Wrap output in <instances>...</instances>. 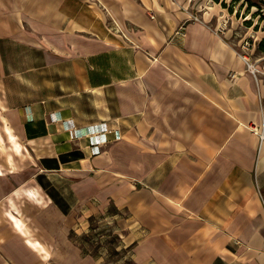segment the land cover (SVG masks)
I'll use <instances>...</instances> for the list:
<instances>
[{
	"label": "crops",
	"instance_id": "obj_1",
	"mask_svg": "<svg viewBox=\"0 0 264 264\" xmlns=\"http://www.w3.org/2000/svg\"><path fill=\"white\" fill-rule=\"evenodd\" d=\"M214 1L0 0V264L46 261L59 221L75 253L94 200L126 211L134 264H264V75Z\"/></svg>",
	"mask_w": 264,
	"mask_h": 264
},
{
	"label": "rangeland",
	"instance_id": "obj_2",
	"mask_svg": "<svg viewBox=\"0 0 264 264\" xmlns=\"http://www.w3.org/2000/svg\"><path fill=\"white\" fill-rule=\"evenodd\" d=\"M214 1V0H213ZM252 2L254 5L251 6L250 11L246 12V3L245 0H238L235 2L234 5H232V12H229L228 6L231 5V0H219L216 2L219 6L220 9H223L226 14L219 15V17L215 18L221 20L223 24L217 29L219 33L224 34L225 31H231L233 33L234 38L236 39V48L239 47V53L243 51V43L245 41H249L251 43V48H250V54L251 56L253 55L254 57L259 56L262 54V52L259 50L258 45L260 39L254 36V32L256 34L263 33L264 34V19L260 17V15H254L252 16V13L256 11L257 7L263 8V5L261 3V0H248ZM264 1V0H263ZM222 2L226 3V7L222 6ZM262 15V14H261ZM264 15V12H263ZM197 15L191 16V19L193 20H198L195 19ZM213 19V18H212ZM249 21L250 25H248L246 22ZM250 31V32H248ZM244 40V41H243ZM242 43H241V42ZM239 43H241L239 45ZM238 50V49H237ZM238 53V54H239ZM252 56V57H253ZM253 57V58H254ZM85 140L84 138H74V140ZM86 141V140H85ZM111 142H116V140H108L105 145H109ZM83 142L80 144L78 143L79 147H83ZM103 146V148L105 147ZM75 147H77L76 144H74ZM123 152V157L126 158L123 161L119 162V165H123L129 167V159H130V151H122ZM15 160L12 158V161L18 162V157H14ZM143 160L145 161V156L143 157ZM125 176L128 174V172L123 173ZM112 202H108L105 206L102 205V203H97V201H91V204L86 203V205L81 206L78 205L75 207L76 211L73 216V225L70 227L68 231V239L69 242L74 246L75 253H71L70 250L67 251L64 246L65 241L62 242V238L59 236L60 231L63 227L61 221H59L58 228L55 230L53 227V233L57 231L58 237V246L56 251V248L54 249V252H49L45 249V253H42V257L46 259V261H41V257L38 258L36 254L27 252L26 256L23 259V262L25 264H130V262H133L132 260V255H131V250L126 249L123 247L124 251L122 253H111L108 255V251L105 250L104 248H98L96 250L97 255L96 257H93L91 255L85 254L83 255L81 252V249L78 246V243L83 242L82 235L87 232L88 226H89V218L91 216H94L96 219L92 222V225H99L101 230L103 229L105 225L107 226H115L117 230L115 232L119 235L120 240L123 242L124 246H129L131 243V236L128 235L131 232V224L130 222L126 221L125 217L127 216L125 210H120L118 211V215H110V211L113 210V206H111ZM83 210V211H81ZM110 210V211H109ZM44 224L46 223L45 221L43 222ZM48 224V223H46ZM27 229V228H26ZM49 227H46L43 229L46 233H50L48 230ZM28 234H23L25 237V242L27 243V239L33 241L34 238L32 236L33 232L32 229H27ZM96 231L99 232L98 229ZM72 233V237L70 238V233ZM93 233V232H92ZM91 235V234H90ZM95 234L93 233L92 236ZM99 241V237H95ZM106 242V240L111 239V245L115 246L118 243V239L116 238H111V237H106V238H101ZM75 240V241H74ZM94 241V240H93ZM93 245H99L102 246V240L101 243L99 244L98 242H91ZM70 249V248H69ZM97 249V248H96ZM120 249L119 247H116V251ZM23 254V253H22Z\"/></svg>",
	"mask_w": 264,
	"mask_h": 264
},
{
	"label": "trees",
	"instance_id": "obj_3",
	"mask_svg": "<svg viewBox=\"0 0 264 264\" xmlns=\"http://www.w3.org/2000/svg\"><path fill=\"white\" fill-rule=\"evenodd\" d=\"M215 1L218 2L219 0H215ZM236 1H238V0H231V5L228 6L229 12H232V5H234ZM245 3H246V12H249L251 6H253L254 4L248 0H245ZM261 3L264 4V1L261 0ZM222 6L226 7V3L222 2ZM263 12H264V5H263V8L257 7L256 11L252 13V16L259 14L260 17L264 19ZM246 23L248 25H250L249 21H247ZM258 48L264 54V38H262L259 41ZM109 213H110V215H115V214H118L119 212L117 211V209L115 207H113V210L110 211ZM89 219L90 220H89L88 230H87V232H85L82 235L83 236L82 237L83 242L78 243V246L81 249V252L83 255L88 254V255H91L93 257H96V255H97L96 250H98V248L99 249L104 248L105 250H107L108 255H110L111 253H122L124 251L123 247L126 249H129V250L132 249L133 243L130 244L129 246H126V247L124 246L123 242L119 238V235L115 232V230H117V228L114 225L113 226L105 225L104 227H102L103 229L101 230L99 225H95V226L92 225V222L96 219L94 216H91ZM96 229H98L99 232L96 231ZM92 232L95 234L94 236H92V234H93ZM72 233H74V232L70 233V238L72 237V235H71ZM97 236L99 237V241L97 239H95V237H97ZM106 237L116 238L119 241L115 246H112L111 245V242H112L111 239L106 240V242H103L104 240L101 239V238H106ZM101 240H102V246L93 245V243H90V241H91V242H98L100 244ZM116 247H119L120 249H118V251H116ZM130 264H134V263L130 262Z\"/></svg>",
	"mask_w": 264,
	"mask_h": 264
},
{
	"label": "built area",
	"instance_id": "obj_4",
	"mask_svg": "<svg viewBox=\"0 0 264 264\" xmlns=\"http://www.w3.org/2000/svg\"><path fill=\"white\" fill-rule=\"evenodd\" d=\"M195 19H198L195 17ZM184 25L181 26V29L184 30ZM250 48H251V43L249 41H245L243 43V51L239 53L240 58L244 61L246 70L254 76L255 79L259 75H264V57L260 59H255L251 56L250 54ZM233 76V74H231ZM105 125V123H101L100 126ZM92 130V129H91ZM108 132L112 134V138L114 140H117L120 138L121 133L118 129H108ZM260 141L264 139V132L263 130L256 131ZM74 135L77 136L78 138H86L89 143V148L91 154H98L100 152V146L102 143L98 141L101 137H96L93 139V135L90 134L89 132H84L81 130H75Z\"/></svg>",
	"mask_w": 264,
	"mask_h": 264
},
{
	"label": "bare ground",
	"instance_id": "obj_5",
	"mask_svg": "<svg viewBox=\"0 0 264 264\" xmlns=\"http://www.w3.org/2000/svg\"><path fill=\"white\" fill-rule=\"evenodd\" d=\"M16 222L18 223V220H16Z\"/></svg>",
	"mask_w": 264,
	"mask_h": 264
}]
</instances>
